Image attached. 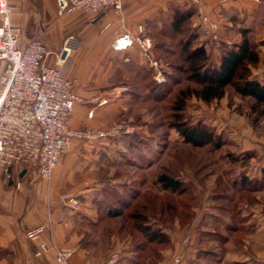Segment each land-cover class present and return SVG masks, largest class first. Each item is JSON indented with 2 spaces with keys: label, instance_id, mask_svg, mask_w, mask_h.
<instances>
[{
  "label": "crops",
  "instance_id": "1",
  "mask_svg": "<svg viewBox=\"0 0 264 264\" xmlns=\"http://www.w3.org/2000/svg\"><path fill=\"white\" fill-rule=\"evenodd\" d=\"M8 1L12 9V24L23 28L27 36L24 45L37 29L47 31L45 43L51 52L48 65L57 66V56L65 39L76 37L77 49L67 57L65 53L63 58L66 62L60 65L66 78L74 82V91L82 100L75 107L71 125L77 129H100L113 120L121 102H124V94L113 97L110 93L121 89L127 91L129 70L135 71V67H143L149 62V53L144 54L138 44L135 43L128 51L117 52L113 49L114 42L127 33L138 35L139 27L144 29L142 36L150 39L145 33V21L156 13V8L174 0H122L121 11L109 8L98 17L83 11L61 16L58 0ZM179 1L184 3L186 0ZM206 10L210 20L217 24L223 41L231 39L238 43L241 31H249L260 55L252 78L263 82L264 0H207ZM205 40L200 44L206 48L219 44L211 38ZM127 61H131L130 68L124 64ZM102 100L109 101L99 105ZM91 111L93 116L89 117ZM93 146V143L74 140L51 180L41 178L33 170L16 167L12 168V180H7L5 167L0 164V264H59L57 250L72 253L69 264H106L117 252L116 247L113 254L111 252L100 263L96 262L91 252L93 243L87 242L85 236L89 230L88 223L97 217L92 218L89 211L84 210L87 200L83 203L80 199L82 206L78 212L64 208L62 204V196L67 192L84 194L88 199L89 196L94 197L90 194L103 187H96L99 179H91L88 175L89 157L93 156V150L96 151ZM252 148L264 155V142ZM263 170L264 165L261 169L254 166L246 176L260 179ZM237 186V191L247 188L241 183L240 187L239 184ZM256 189L251 193L252 201L245 205L248 208L245 211L241 207L230 209L228 204L224 205L225 202H219L223 199L220 195L203 200L199 198L204 207L196 209L191 223L183 227L178 220L177 230L172 233L163 228L172 238V248L168 245L156 250L148 248L140 256L137 246L122 242L118 251L122 254L117 264H169L180 250L184 251L186 264H264V192ZM232 200L234 205L240 198L236 195ZM41 225L46 226V231L33 240L32 232ZM43 244L46 245L45 251L36 256Z\"/></svg>",
  "mask_w": 264,
  "mask_h": 264
},
{
  "label": "rangeland",
  "instance_id": "2",
  "mask_svg": "<svg viewBox=\"0 0 264 264\" xmlns=\"http://www.w3.org/2000/svg\"><path fill=\"white\" fill-rule=\"evenodd\" d=\"M176 1L179 0L156 8V13L145 21V33L150 36V48L142 49L144 54L149 53V62L143 67L153 68V73L146 81H137L134 74L137 70H129L130 74L126 81L127 91L121 89V91H113L115 94L110 93L113 97L124 94L122 98L124 102H121L113 120L100 129L87 127L77 129L72 127V117L70 119L73 129L91 133L106 132L115 123L122 126L120 134L113 137L76 139L88 144L93 143L96 147L94 148L96 151L92 149L91 154L95 157H89L88 175L91 179H99L96 187L103 186L98 192L90 194L94 196L93 198L89 196L87 199L86 195L80 196L76 193L79 201L81 199L84 203L87 200L84 210L89 211L92 218L97 217L93 221L90 219L85 239L90 244L93 243L91 252L98 263L111 252L113 254L116 247L115 254H119L122 242H130L134 247L145 242L132 217H117L112 221L104 218L103 212L115 206L117 199L124 202L129 199L127 213H142V206L148 204L150 212L146 224H150L153 229L167 228L172 233L177 230L178 220L183 227L191 223L196 209L204 207L199 202L205 197L209 199L211 196L220 195L219 197L223 199L219 202H225L224 205L228 204L230 209L238 210L241 207L242 211H245L248 210L245 205L252 201L251 193L257 190L255 184L240 191L236 189L238 184L240 187L242 178L248 177L246 174L250 168L255 166L261 169L264 165L262 163L264 155L258 154L252 148L264 142V115H261L259 110H253L252 100L241 98L232 88L227 89L222 99L211 102H205L192 94L185 98L182 111L176 114L175 102L181 98V92L196 88L189 75L185 73L187 66L175 46V43L189 33L175 35L173 40L176 42H173L163 35L164 27L170 23L175 13L190 10L194 16L186 29L192 28L198 33L199 40L196 43L199 45H204L200 43L210 38L200 24L197 8L192 0H186L184 3ZM204 13L210 19L206 4ZM222 41V38L215 39L214 42L219 44L214 43L215 46L210 45V48H207L212 64L218 63L224 45L231 47L235 43L231 39ZM159 43L166 45L163 48ZM139 52L142 54L141 50ZM124 60L125 58L121 61ZM124 64L130 68L131 61ZM162 85L164 87L160 88ZM74 93L79 99L75 104L76 107L82 100L75 91ZM104 101L109 100H102L99 105L107 104ZM92 116L91 111L89 117ZM178 116L189 124L203 123L215 129L226 141V145L215 150L210 146L194 147L186 143L174 126ZM248 148L252 150H247ZM243 149L246 150L241 152ZM35 172L38 173V170L36 169ZM162 173L181 177L190 184L189 186L194 189L192 194L196 195L195 203L168 194L157 183V177ZM260 190L264 192V187ZM68 193L73 192H67L62 196V204L64 208L71 210L63 203V197ZM236 195L239 196L240 201L232 205V197ZM99 196L101 198L97 200ZM81 206L80 201L78 211L81 210ZM168 206L175 209L169 210ZM87 207L89 210L86 209ZM166 207L168 210L164 211ZM172 246L171 242L169 247ZM179 253L185 259L184 251L180 250L173 255L172 260Z\"/></svg>",
  "mask_w": 264,
  "mask_h": 264
},
{
  "label": "built area",
  "instance_id": "3",
  "mask_svg": "<svg viewBox=\"0 0 264 264\" xmlns=\"http://www.w3.org/2000/svg\"><path fill=\"white\" fill-rule=\"evenodd\" d=\"M206 1L192 0V3L206 35L219 40L217 24L204 13ZM57 4L61 16L83 11L98 17L109 8L121 11L123 7L122 0H58ZM11 15L9 1L0 0V164L5 167L7 180H12L15 167L37 169L42 178L50 180L74 140L113 137L120 134L122 126L115 123L110 130L100 133L73 129L70 119L79 99L74 93V82L66 78L60 65L66 62L65 53L67 57L77 49L76 37L65 39L57 56V66H50L47 59L51 52L44 40L46 31H35L24 45L27 36L23 28L12 24ZM143 33V27H139L138 35L127 33L117 38L113 49L128 51L136 43L148 50L150 40L143 37ZM63 200L71 210L80 209L75 193L66 194ZM45 231L46 226L41 225L32 232L31 238L36 240ZM45 249L43 244L36 256ZM71 256L72 253L65 250L56 253L59 264H69ZM119 259V254H113L106 264H117ZM171 264H185L184 256L177 254Z\"/></svg>",
  "mask_w": 264,
  "mask_h": 264
},
{
  "label": "trees",
  "instance_id": "4",
  "mask_svg": "<svg viewBox=\"0 0 264 264\" xmlns=\"http://www.w3.org/2000/svg\"><path fill=\"white\" fill-rule=\"evenodd\" d=\"M193 16L194 14L190 10L177 12L173 15L170 23L164 27L165 31L163 35L166 39L173 42H176L173 40L175 35L189 33L175 43V46L187 66L185 73L189 75L190 80L196 85V88L192 90L189 88L181 92V98L178 102H175L176 114L182 111L187 96L193 94L205 102H211L222 99L226 95L227 89L232 88L241 98L253 100V110H259L260 114L264 115V81L260 82L252 78L253 68L259 64L260 55L258 45L252 41L249 31H241V41L234 43L233 46L224 45L219 64H212L207 48L204 45L196 43L199 40L198 33L192 28L186 29L187 24ZM165 45L166 43H159V46L163 48ZM135 68L137 70L135 73L137 81H146L153 73V68ZM163 87L164 85L160 88ZM176 118L178 119L174 123V126L186 143L194 147L210 146L215 150L221 149L226 145V141L217 134L215 129L203 123L189 124L186 121H182L183 118L181 116ZM157 183L168 194L177 195L180 196L181 200L187 199L195 203L196 195L192 194L194 189L183 178L162 173L157 177ZM252 184H255L256 188L264 187V170L260 179L242 178V186L250 187ZM129 202V199L125 202L117 199L115 206L103 212L104 218L107 221H112L117 217H132L133 221L136 222L134 225L145 240L144 243L137 245L136 248L140 256L148 248L156 250L162 245L164 247L170 246L172 242L171 237L163 228L153 229L150 224H146L149 218L148 212H150L149 205L144 204L142 206V213H127L126 207H128ZM168 208L169 210L170 208L175 209L169 206ZM163 210L166 211L168 209L166 207Z\"/></svg>",
  "mask_w": 264,
  "mask_h": 264
}]
</instances>
